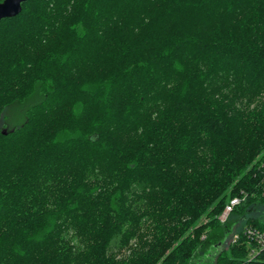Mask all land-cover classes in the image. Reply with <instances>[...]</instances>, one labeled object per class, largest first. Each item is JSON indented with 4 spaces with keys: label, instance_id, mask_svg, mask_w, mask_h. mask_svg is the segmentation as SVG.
I'll list each match as a JSON object with an SVG mask.
<instances>
[{
    "label": "trees",
    "instance_id": "trees-1",
    "mask_svg": "<svg viewBox=\"0 0 264 264\" xmlns=\"http://www.w3.org/2000/svg\"><path fill=\"white\" fill-rule=\"evenodd\" d=\"M263 162L264 0H31L0 21V264H264L243 235L264 233Z\"/></svg>",
    "mask_w": 264,
    "mask_h": 264
},
{
    "label": "rangeland",
    "instance_id": "rangeland-1",
    "mask_svg": "<svg viewBox=\"0 0 264 264\" xmlns=\"http://www.w3.org/2000/svg\"><path fill=\"white\" fill-rule=\"evenodd\" d=\"M24 109H25L24 105H13V106H10L9 108H7L5 110L3 118H2V121H1V125L4 127L5 130L9 129L12 126V124L16 123L15 125H17V124H20L23 121V111H24ZM9 120H10L11 126H9V124H10ZM262 168H264V165H263ZM224 208H225V206H224ZM258 212H259V214H263L262 218H264V209L260 208ZM230 214H229V216H230ZM229 216H228V218H227V220L225 222H221V223L225 224L226 222H228L230 220ZM230 223H232L231 233L228 234V236L225 237V239L222 242L223 245L225 246V248L227 247V244L229 242H233L234 240H236L235 237L238 236L236 232H237V229L239 228V226L241 225L240 224L241 221H236L235 219L234 220H230Z\"/></svg>",
    "mask_w": 264,
    "mask_h": 264
},
{
    "label": "built area",
    "instance_id": "built-area-1",
    "mask_svg": "<svg viewBox=\"0 0 264 264\" xmlns=\"http://www.w3.org/2000/svg\"><path fill=\"white\" fill-rule=\"evenodd\" d=\"M239 199L234 198L229 201V203L225 206L222 213L219 215L218 220L220 222H225L232 212L233 207H235L239 203ZM243 235L251 242H253V247L249 252V257L253 258L255 254L259 251L264 250V233L260 230L252 227H245L243 230ZM237 238V236L235 237Z\"/></svg>",
    "mask_w": 264,
    "mask_h": 264
},
{
    "label": "water",
    "instance_id": "water-1",
    "mask_svg": "<svg viewBox=\"0 0 264 264\" xmlns=\"http://www.w3.org/2000/svg\"><path fill=\"white\" fill-rule=\"evenodd\" d=\"M31 0H2L0 2V21L12 19L21 12V5Z\"/></svg>",
    "mask_w": 264,
    "mask_h": 264
}]
</instances>
